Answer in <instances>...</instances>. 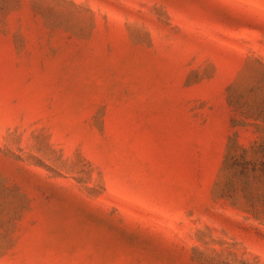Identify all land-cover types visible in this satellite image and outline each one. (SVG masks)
<instances>
[{
  "label": "rangeland",
  "instance_id": "1",
  "mask_svg": "<svg viewBox=\"0 0 264 264\" xmlns=\"http://www.w3.org/2000/svg\"><path fill=\"white\" fill-rule=\"evenodd\" d=\"M0 264H264V0H0Z\"/></svg>",
  "mask_w": 264,
  "mask_h": 264
}]
</instances>
